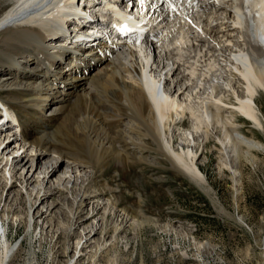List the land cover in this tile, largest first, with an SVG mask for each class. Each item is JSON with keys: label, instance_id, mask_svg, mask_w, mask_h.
Listing matches in <instances>:
<instances>
[{"label": "bare ground", "instance_id": "1", "mask_svg": "<svg viewBox=\"0 0 264 264\" xmlns=\"http://www.w3.org/2000/svg\"><path fill=\"white\" fill-rule=\"evenodd\" d=\"M10 1L0 15V100L4 103V93L13 92L12 96H16L15 100L10 97L7 104H4L16 114L22 138H14L2 145L4 135H0V149L4 146L0 150V166L4 162L2 158L9 147L8 143L22 141L21 148L26 149L23 156L9 155L11 163L9 157L5 159L0 168V179L5 187L8 184L12 186L18 166L22 165L25 174L23 171L17 180L25 187L27 209L24 214L30 221L34 218L30 215L31 210L34 212L40 204L37 199L41 190L45 195L60 192L59 187H42L40 178L48 182L58 179L59 183L67 178L63 176V172L54 179L53 174L49 175L48 171L54 170L58 161L65 164V170L73 167L69 173H76L79 167L89 169L88 175L82 180L83 191L78 200L77 196L74 197L72 203L75 206L73 214L79 219L87 206L84 204L85 200H98L104 195L103 189L107 185L103 182V175L110 161L116 160L120 164L129 161L127 164L132 165L136 162H148L143 155V152L149 150V141H146L148 138L157 145L158 151L172 170L202 189L205 180L196 165V154L192 148L200 137H208L209 128L218 133L221 162L232 171L234 177L238 175L241 159L248 161L254 151L264 154V145L248 139L236 121V118H242L254 124L257 129H263V114L256 102L258 92L264 93V34L256 30L259 24L264 25L263 2L244 0L246 4H243V0H177V11L184 16L186 26L178 24L179 36L173 41L170 39L171 43L163 42L166 40L164 36L157 38L161 44L160 52L163 53L160 62L162 56L159 57L153 48L155 43L138 46L137 52L133 47H126L113 57H107L83 45L77 51L72 50L62 44L63 40H54L56 35L44 33L33 49L31 39L41 28L52 22L50 18L56 11L50 5L53 6L56 0ZM73 1L62 0V5L55 9L63 10L66 4ZM25 6L29 9H24ZM94 7L89 8V15L95 16L98 13L101 17L103 11L115 8L106 0L103 7H98V12ZM42 10L46 13L43 18L48 19L47 21L41 19ZM195 11L201 12L202 16L206 15L208 19L214 18L208 25L214 39L208 36L206 41L207 34H204V37L195 38L190 46L186 38L192 29L186 15H193ZM218 14L221 17H217ZM218 21H221L220 31L215 32ZM22 28L26 37L19 41L15 33ZM136 29L139 30L140 27L137 26ZM200 32L205 33L203 29ZM237 32L238 44L233 42L234 45H230V37ZM21 33L19 31V36ZM222 33H227L223 34L226 39L221 40L219 35ZM205 47L207 48L204 50ZM21 49L27 55H22ZM215 52H218L216 56L222 57L218 61L225 63V84H214L207 95L201 94L200 98V91L194 88L198 85L194 80L201 76L204 81L214 71L212 56ZM73 54H77L78 63L73 62ZM185 58H191L192 61L187 62ZM164 60L168 63L165 64ZM151 63V67L158 70L156 73L149 68ZM187 63L191 66L186 65ZM219 65L222 67V64ZM148 68L151 69L150 73ZM141 69L145 73V76L141 75L142 79L139 76ZM88 71L92 73L86 74ZM247 72L254 77L249 79ZM65 75L67 78L64 79ZM17 79L21 82L17 83ZM164 85L169 86V89L166 90ZM240 88L241 94L238 92ZM219 92H223L222 95ZM52 107V115L43 114L45 109ZM107 107L111 110L108 111ZM23 111L31 115L28 123L31 125L24 122L21 124L19 119ZM181 118H190L192 123L190 129L179 133L181 147L178 151L173 146L172 137L168 135L172 126L182 123ZM125 119L128 121L126 125L122 124ZM138 151L139 154H136ZM42 153H46L51 159L47 162L39 160ZM7 167L8 177H5ZM32 183H38L41 188L34 193V190L27 192L26 187ZM32 195L33 201L30 200ZM118 202L119 198L114 197L109 204L117 209ZM21 207L20 202L11 205L13 210H21ZM50 207L46 209L48 214L43 209L38 210L36 218L49 215V211L55 208ZM100 209L97 205L90 218L94 217V212L97 215ZM122 212V224H131V221L136 224L141 219L136 211L129 208ZM98 230L92 227L88 231L89 236L91 233L93 236ZM6 234L3 228L0 234V264H7L14 251ZM95 255L96 253L93 258Z\"/></svg>", "mask_w": 264, "mask_h": 264}, {"label": "rangeland", "instance_id": "2", "mask_svg": "<svg viewBox=\"0 0 264 264\" xmlns=\"http://www.w3.org/2000/svg\"><path fill=\"white\" fill-rule=\"evenodd\" d=\"M10 2V0H0V15ZM45 14V11L40 12L43 21L48 20L43 18ZM199 15L201 14L196 13L195 17L191 18L198 29H194L192 34H187L186 39L189 40L190 46L195 36L200 34L199 26L205 32L203 36L207 34L206 41L209 39L208 36L214 39V35L209 30L211 20L214 18L208 19L206 15L198 17ZM217 17H221L220 14ZM220 22L215 32L220 31ZM45 27L31 39L33 49L46 32ZM168 28L172 31L174 29L173 35H176L173 23ZM23 29H18L15 33L19 41L26 37ZM19 31H22L20 36ZM223 34L227 33L219 35L221 40L226 39ZM237 34L239 33H234L230 37V45L237 43ZM174 38L175 36L167 38L165 43H170ZM156 47L157 54L159 57L162 56L159 59L161 62L163 53L160 52L161 47L158 43ZM20 51L22 55H27L22 49ZM217 54L218 52H215L212 56L214 71L209 73L207 79L202 81L203 78L200 76L194 80L198 84L194 88L200 91V98L201 94L206 96L214 84L215 86L225 84L223 71L225 63L218 61L222 57L216 56ZM185 61L190 62L192 59ZM164 62L168 63L167 60ZM219 64H222V67ZM186 65L191 66L190 63ZM181 69L184 71L183 67ZM90 73L92 72L88 71V74ZM17 80V83L21 82ZM165 89L168 90L169 86H165ZM227 91L231 93V90ZM238 92L241 94L242 88L238 89ZM219 93L222 95L223 92ZM12 94L13 92H9L2 95L5 104L10 97L12 100L16 99ZM256 102L263 114L262 130L242 118H236V121L241 126V132L248 139L264 145L263 92H258ZM53 108L45 109L43 114L52 115ZM30 119L31 115L23 111L19 120L21 124L22 122L28 124ZM181 119H183L182 123L172 126L168 135L172 137L173 146L178 151L181 147L179 133L184 129H190L192 123L190 118ZM127 123L126 119L122 122L124 125ZM214 133L215 131L209 128L208 137L205 139L200 137L192 148L196 154V165L204 176L205 190L172 170L170 164L158 151L157 145L148 138L146 141H149V150L143 152V155L149 164L136 162L132 165L127 164L129 161L124 164L116 160L110 161L103 175V182L107 185L103 189L104 195L98 200H85L84 204L87 206L84 207L79 219L73 214L75 206L73 207L72 203L75 196L77 200L80 197L83 191L82 180L88 175L89 169L79 167L76 173H69L73 167L65 170V164L58 161L54 170L48 171L49 175L53 174L54 179L63 172V176L67 178L60 183L58 179L48 182L40 178L42 187L46 189L59 187L60 192L45 195L41 190L37 199L40 204L34 212L33 209L31 210L30 215L34 218L30 221L24 214L27 209L25 187L20 185V180H17L23 171L25 174V170L19 165L12 186L8 184L5 187L3 180L0 179V223L2 224L0 234L4 228L9 245L14 249L7 264H264V154L254 151L248 161L241 159L238 164V175L234 177L232 171L224 167L221 162L218 133ZM18 143H8L9 149L4 153V157H1L4 162L9 155L19 153L18 156L24 155L25 148L22 149V145ZM9 151L10 153H7ZM136 154H139V151ZM49 159L51 157L46 153L39 156V160L43 162ZM4 175L8 177L7 171ZM37 184L32 183L27 186V192L34 190V193L41 188V185ZM34 195L30 200H34ZM114 197L119 198L117 209L109 204ZM19 202L22 206L21 210L19 208L13 210L11 205ZM97 205L101 209L97 215L94 212V217L90 218ZM52 206L55 208L49 211V215L45 218H36L38 210L46 211L49 207L53 208ZM125 208L134 210L138 216L140 215L139 224H132V221L131 224H122L120 219ZM44 213L48 214L47 211ZM92 227L99 230L93 236L92 233L89 236L88 231ZM91 236L92 238L88 240ZM94 253L96 255L93 258Z\"/></svg>", "mask_w": 264, "mask_h": 264}]
</instances>
